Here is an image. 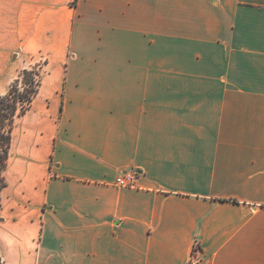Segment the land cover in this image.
I'll use <instances>...</instances> for the list:
<instances>
[{"label": "crops", "instance_id": "crops-1", "mask_svg": "<svg viewBox=\"0 0 264 264\" xmlns=\"http://www.w3.org/2000/svg\"><path fill=\"white\" fill-rule=\"evenodd\" d=\"M40 56L6 264H264V0H0V95Z\"/></svg>", "mask_w": 264, "mask_h": 264}, {"label": "trees", "instance_id": "trees-1", "mask_svg": "<svg viewBox=\"0 0 264 264\" xmlns=\"http://www.w3.org/2000/svg\"><path fill=\"white\" fill-rule=\"evenodd\" d=\"M39 85L40 67H30L21 70L10 83L8 91L0 95V208L1 193L7 185L4 173L8 166L16 119L30 108L38 94ZM0 264H6L1 256Z\"/></svg>", "mask_w": 264, "mask_h": 264}, {"label": "built area", "instance_id": "built-area-1", "mask_svg": "<svg viewBox=\"0 0 264 264\" xmlns=\"http://www.w3.org/2000/svg\"><path fill=\"white\" fill-rule=\"evenodd\" d=\"M137 177L138 174L135 170L125 171L120 173L115 178L114 184L122 187L134 186L136 184ZM198 251H199V245L197 243H194L189 264L199 263V257L197 256Z\"/></svg>", "mask_w": 264, "mask_h": 264}, {"label": "rangeland", "instance_id": "rangeland-1", "mask_svg": "<svg viewBox=\"0 0 264 264\" xmlns=\"http://www.w3.org/2000/svg\"><path fill=\"white\" fill-rule=\"evenodd\" d=\"M45 61L46 60L43 56H40L38 58H31L26 61V66L29 68L30 67H40L41 69Z\"/></svg>", "mask_w": 264, "mask_h": 264}]
</instances>
